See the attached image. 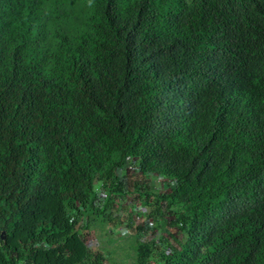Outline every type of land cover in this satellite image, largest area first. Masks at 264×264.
Instances as JSON below:
<instances>
[{
	"label": "trees",
	"instance_id": "16d2710c",
	"mask_svg": "<svg viewBox=\"0 0 264 264\" xmlns=\"http://www.w3.org/2000/svg\"><path fill=\"white\" fill-rule=\"evenodd\" d=\"M131 157L161 264H264V0H0V264H99Z\"/></svg>",
	"mask_w": 264,
	"mask_h": 264
},
{
	"label": "rangeland",
	"instance_id": "374dc122",
	"mask_svg": "<svg viewBox=\"0 0 264 264\" xmlns=\"http://www.w3.org/2000/svg\"><path fill=\"white\" fill-rule=\"evenodd\" d=\"M123 180L120 187L123 192H117L125 195L119 198L122 201L119 203L115 196V209L110 210L107 218L99 216L93 222L90 249L102 254L99 264H161L166 248L178 245V231L175 233L178 229L168 222L176 207H167L156 196L166 188L159 175H141L134 171ZM96 187L98 198H102L97 182Z\"/></svg>",
	"mask_w": 264,
	"mask_h": 264
},
{
	"label": "built area",
	"instance_id": "2783aa9c",
	"mask_svg": "<svg viewBox=\"0 0 264 264\" xmlns=\"http://www.w3.org/2000/svg\"><path fill=\"white\" fill-rule=\"evenodd\" d=\"M136 165H137V159L134 157H131L123 166L116 168V175L119 178L124 179L125 176H128L129 174L134 172ZM161 182L163 185L166 186V184H168V182H170V181L169 180L166 181L165 178L161 177ZM128 197H129V195H128ZM132 207H133V205H132Z\"/></svg>",
	"mask_w": 264,
	"mask_h": 264
}]
</instances>
